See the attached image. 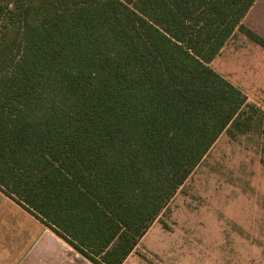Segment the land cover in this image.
Listing matches in <instances>:
<instances>
[{
	"label": "trees",
	"instance_id": "obj_1",
	"mask_svg": "<svg viewBox=\"0 0 264 264\" xmlns=\"http://www.w3.org/2000/svg\"><path fill=\"white\" fill-rule=\"evenodd\" d=\"M257 0H0V191L124 264L219 138L264 112L211 64Z\"/></svg>",
	"mask_w": 264,
	"mask_h": 264
},
{
	"label": "rangeland",
	"instance_id": "obj_2",
	"mask_svg": "<svg viewBox=\"0 0 264 264\" xmlns=\"http://www.w3.org/2000/svg\"><path fill=\"white\" fill-rule=\"evenodd\" d=\"M227 47L211 66L264 112V49ZM124 264H264V121L219 138Z\"/></svg>",
	"mask_w": 264,
	"mask_h": 264
},
{
	"label": "crops",
	"instance_id": "obj_3",
	"mask_svg": "<svg viewBox=\"0 0 264 264\" xmlns=\"http://www.w3.org/2000/svg\"><path fill=\"white\" fill-rule=\"evenodd\" d=\"M244 24L264 38V0L256 1L246 15ZM263 67L261 70L264 73ZM52 258L56 261L52 262ZM71 259L77 263L89 262L0 191V264H72Z\"/></svg>",
	"mask_w": 264,
	"mask_h": 264
}]
</instances>
